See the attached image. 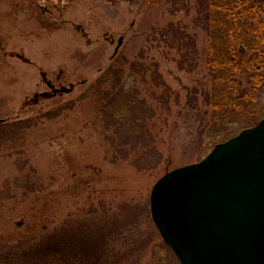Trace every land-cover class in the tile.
<instances>
[{"label":"rangeland","instance_id":"374dc122","mask_svg":"<svg viewBox=\"0 0 264 264\" xmlns=\"http://www.w3.org/2000/svg\"><path fill=\"white\" fill-rule=\"evenodd\" d=\"M184 2L186 10L173 12L166 0H0V122L35 124L22 146L0 149L1 258L20 257L42 237L70 229L87 232L90 246L68 264H180L152 221V187L237 133L207 130L209 38L196 0ZM171 24L195 45L191 70L177 65L182 43L162 36ZM116 68L124 90L112 112L131 118L134 103L151 116L156 151L146 160L136 150L125 161L106 158L118 136L96 112L101 94L94 89ZM112 83L101 89L110 93ZM51 111L59 115L49 119ZM143 162L148 168L139 171L134 164Z\"/></svg>","mask_w":264,"mask_h":264},{"label":"trees","instance_id":"16d2710c","mask_svg":"<svg viewBox=\"0 0 264 264\" xmlns=\"http://www.w3.org/2000/svg\"><path fill=\"white\" fill-rule=\"evenodd\" d=\"M166 1L172 5L173 12L187 9L184 0ZM196 9L199 25L209 38L206 63L211 89L204 95L205 104L211 110L207 130L212 132L211 135L228 131L238 133L264 118V109L260 111L258 107L264 97V0H196ZM162 36L172 44L182 43L177 65L181 70H191L197 52L183 29L171 24L163 30ZM121 79L117 68L108 69L97 80L94 89L97 96L101 94L95 101L96 112L105 114L107 122L113 127V137L118 136L117 143L110 144L111 149L107 150V155H112L109 158L106 155V158L111 163L125 161L136 150L144 152L143 159L146 160L148 154L156 151V145L147 125L151 116H144L143 104L137 106L132 103L130 110L136 109V112L131 118L124 113L112 112L118 102L121 103L124 90ZM108 82H113L110 93L101 89ZM193 97L191 105L195 106L197 98L196 95ZM121 108L126 107L122 105ZM58 115L57 111H51L45 116L53 119ZM34 125L31 119L1 122L0 149L9 142L22 146V136ZM127 129L130 131L127 132ZM143 163V166H134L139 171L148 168L144 167L146 162ZM87 236V232L70 233V229H62L42 237L36 247L20 257H0V264H11L9 259L13 263L15 259L35 262L39 258L46 260V264H68L88 251L90 240Z\"/></svg>","mask_w":264,"mask_h":264},{"label":"water","instance_id":"95a60500","mask_svg":"<svg viewBox=\"0 0 264 264\" xmlns=\"http://www.w3.org/2000/svg\"><path fill=\"white\" fill-rule=\"evenodd\" d=\"M150 212L180 264H264V119L162 176Z\"/></svg>","mask_w":264,"mask_h":264}]
</instances>
